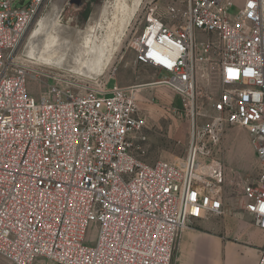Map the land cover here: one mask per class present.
<instances>
[{
    "label": "built area",
    "instance_id": "2783aa9c",
    "mask_svg": "<svg viewBox=\"0 0 264 264\" xmlns=\"http://www.w3.org/2000/svg\"><path fill=\"white\" fill-rule=\"evenodd\" d=\"M187 1L183 24L151 9L130 41L158 79L109 87L105 73L35 68L20 49L49 0H0V256L9 264H174L183 232L225 213L223 168L199 157L206 136L217 144L228 127L248 132L259 161L241 193L264 231V0ZM30 78L46 79L48 93L32 95ZM158 87L181 97L192 122L182 165L141 159L139 96Z\"/></svg>",
    "mask_w": 264,
    "mask_h": 264
},
{
    "label": "rangeland",
    "instance_id": "374dc122",
    "mask_svg": "<svg viewBox=\"0 0 264 264\" xmlns=\"http://www.w3.org/2000/svg\"><path fill=\"white\" fill-rule=\"evenodd\" d=\"M68 1L49 0L47 8L38 14L31 25L20 53H24L33 31L53 4L64 10L61 16L62 24L84 30L88 25L92 28L97 26L99 23L97 15L100 9L111 0H85V4L79 8L68 5ZM187 8V0H143L129 31L105 71L104 77L110 80L109 87L115 84L119 86L144 85L158 79L159 75L154 69L136 62L135 52L129 46L130 41L143 29L151 9L169 25L180 26L184 23ZM173 9L175 12L172 11ZM45 65L39 63L35 65V68L52 69L48 67L49 65ZM76 75L78 78H86ZM47 84L46 79H28L29 91L37 98L48 93ZM139 106L148 121L146 131L148 143L141 159L148 164L169 161L182 165L190 147L192 122L182 112L181 97L173 94L166 87L143 88L139 96ZM206 124L208 121L201 120L197 126L202 128ZM205 139V153H201L199 161L203 164L216 163L222 166L225 178L222 186L225 213L242 211L241 183L254 182L259 176L260 169L248 132L241 128L228 127L217 144L208 143L207 136ZM95 235L96 229L92 227L87 234L88 244L94 243Z\"/></svg>",
    "mask_w": 264,
    "mask_h": 264
},
{
    "label": "bare ground",
    "instance_id": "6f19581e",
    "mask_svg": "<svg viewBox=\"0 0 264 264\" xmlns=\"http://www.w3.org/2000/svg\"><path fill=\"white\" fill-rule=\"evenodd\" d=\"M142 2L108 1L97 15V26L88 25L84 30L62 24L64 10L53 4L33 31L23 54L47 66L96 79L111 63Z\"/></svg>",
    "mask_w": 264,
    "mask_h": 264
},
{
    "label": "crops",
    "instance_id": "0c3cea01",
    "mask_svg": "<svg viewBox=\"0 0 264 264\" xmlns=\"http://www.w3.org/2000/svg\"><path fill=\"white\" fill-rule=\"evenodd\" d=\"M263 249L264 231L243 209L195 220L180 238L174 264H258ZM0 264L9 263L0 256Z\"/></svg>",
    "mask_w": 264,
    "mask_h": 264
},
{
    "label": "water",
    "instance_id": "95a60500",
    "mask_svg": "<svg viewBox=\"0 0 264 264\" xmlns=\"http://www.w3.org/2000/svg\"><path fill=\"white\" fill-rule=\"evenodd\" d=\"M85 4V0H69L68 5H74L76 8L82 7Z\"/></svg>",
    "mask_w": 264,
    "mask_h": 264
}]
</instances>
